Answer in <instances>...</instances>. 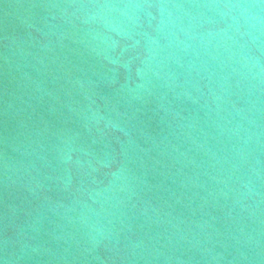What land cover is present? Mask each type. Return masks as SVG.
I'll use <instances>...</instances> for the list:
<instances>
[{
  "label": "water",
  "instance_id": "obj_1",
  "mask_svg": "<svg viewBox=\"0 0 264 264\" xmlns=\"http://www.w3.org/2000/svg\"><path fill=\"white\" fill-rule=\"evenodd\" d=\"M68 2L0 0V264H261L247 241L264 226L220 191L264 155L241 164L202 102L160 89L129 103L134 73L119 66L113 83L53 7ZM113 160L135 169L140 198L118 241L85 251L70 218L100 209Z\"/></svg>",
  "mask_w": 264,
  "mask_h": 264
},
{
  "label": "clouds",
  "instance_id": "obj_2",
  "mask_svg": "<svg viewBox=\"0 0 264 264\" xmlns=\"http://www.w3.org/2000/svg\"><path fill=\"white\" fill-rule=\"evenodd\" d=\"M53 7L82 33L88 55L114 66L109 68L113 83L119 66L134 73L135 79L128 76L121 86L129 103L160 89L176 99L202 102L241 164L256 152L264 155V0H69ZM112 163L116 171L100 209L70 218L85 251L118 241L128 209L140 198L141 181L130 162ZM229 192L264 226V167L250 166L245 183L220 194ZM247 243L259 250L264 264V239L249 237Z\"/></svg>",
  "mask_w": 264,
  "mask_h": 264
}]
</instances>
